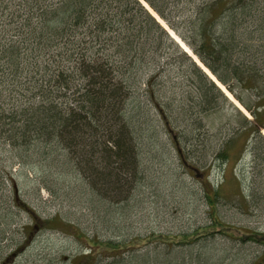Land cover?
Here are the masks:
<instances>
[{"label": "trees", "instance_id": "16d2710c", "mask_svg": "<svg viewBox=\"0 0 264 264\" xmlns=\"http://www.w3.org/2000/svg\"><path fill=\"white\" fill-rule=\"evenodd\" d=\"M143 1L186 42L251 115L250 120L235 110L234 104L181 51L139 0H0V145L10 153L9 158L12 154L13 163L28 167L34 175L37 164L53 154L71 155L87 184L98 191L97 196H102L99 198L104 201L105 214L114 199L124 207L131 198L129 193L133 194L132 187L143 183L136 140L139 131L132 126L134 110L145 115L154 108L160 127L171 135L173 150L181 153L179 136L172 128L178 118L177 105L170 110L167 97H161L168 79L154 72L166 70L176 62L193 68L198 81L189 76V83L199 89L204 101L194 104L191 98V103L200 112L214 107L221 97L248 125L240 127L212 152L217 166L226 164L233 150L232 154L236 151L241 158L253 135V160L264 167V135L260 133L264 129V0ZM185 8L187 11L183 12ZM180 17L190 37L178 31ZM172 47L178 55L160 68L161 51ZM157 122L153 120V125ZM179 162L192 177L193 171L205 174L196 181L209 205L210 225L218 223L216 210L222 197L208 180V173L196 170L185 157ZM107 163L111 167L108 173L104 169ZM18 193L11 169L0 167V209L10 212L13 205L16 210L32 214L27 204L17 198ZM251 197L258 196L253 192ZM57 218L58 222L54 220ZM51 221L69 225L57 216L45 223ZM109 223L117 227L114 221ZM70 227L71 232L77 230ZM210 228L201 226L190 233H169L166 237L160 234V242L168 253L162 251L167 257L159 258V254L154 264H179V259L189 264H209L206 261L212 255L203 254L201 263V258L192 253L196 241L214 238ZM231 228L236 234L223 231L226 239L240 246L256 243L261 247L259 254L245 264H264V232ZM0 229L2 241L7 226L0 222ZM77 231L75 237L81 238L83 246L90 250L83 257L85 264H95L98 256L127 260L124 253L148 244L149 238L117 233L115 240L97 239ZM137 238L141 241L135 242ZM206 247L207 244L202 245L201 251H207ZM174 251L178 254L171 257L170 252ZM239 252L240 249L235 252L237 260H245L246 254Z\"/></svg>", "mask_w": 264, "mask_h": 264}, {"label": "rangeland", "instance_id": "374dc122", "mask_svg": "<svg viewBox=\"0 0 264 264\" xmlns=\"http://www.w3.org/2000/svg\"><path fill=\"white\" fill-rule=\"evenodd\" d=\"M184 11H187L186 8ZM181 18L178 31L190 37V32L183 27ZM165 25L167 26L166 23ZM184 43L192 52L186 42ZM177 45L182 52L185 50V47ZM175 55L178 53L174 47L162 50L159 55L160 68L168 65L166 63ZM154 72H158V77L168 79L163 84L161 97H167L171 111L172 106L178 107V118L172 128L173 133L179 136L177 139L181 153L176 154L173 150L169 139L171 135H168L167 129L160 127L154 108L145 115L134 110L133 116L131 115L134 119L132 126L139 131L136 140L144 184L139 182L132 187L130 192L133 194L129 193L131 198L124 207L119 206L120 203L114 199L110 202L111 213L105 214L104 201L99 198L101 195L97 196L98 191L92 190L87 184V178L74 165L75 158L71 155L64 156L60 152L53 154V157L37 164V175H34L28 167L13 163L12 154L9 158L10 153L4 151L0 145V167L11 169L19 189L17 198L27 204L40 225L37 226L30 211L16 210L13 205L10 212L6 208L0 209V222L7 226L4 238L0 241V264H85L83 257L90 254V250L83 246L81 238L78 240L75 237L77 230L97 239L115 240L117 233L128 234L129 237H149L148 244L124 253L127 260L98 256L95 264H154V258L159 254V258L167 257L162 253L168 252L167 247L160 242L161 238L169 233H190L201 226H211L214 238L206 241L202 238L194 243L196 246L193 247L192 255L199 256L200 261L203 254H210L211 259L206 261L209 264H245L246 260L259 254L261 247L258 244L240 246L226 239L223 233L227 231L236 234L235 229L231 228L233 226L264 232V167H259L260 164L257 166L253 160V135L241 158L236 151L232 154L233 150L229 161L218 167L212 157V152L222 147L231 134L238 132L240 127H248L243 116L237 114L241 111L235 107L236 112L229 102L219 97L213 104L214 107L200 112L199 107L194 104L199 100L204 101V97L201 98L199 89L189 83V76L196 80L197 78L188 63L176 62L168 65L166 70ZM191 98L194 104L191 103ZM248 117L251 118L250 114ZM152 119L158 122L153 125ZM145 122L148 124L145 125ZM260 131L262 135L263 131ZM182 157L194 165L196 170L208 173V180L220 192L222 198L219 199L216 210L218 223L210 225L209 205L203 198L199 182L196 181L205 174L193 171L194 176L189 175L186 167L179 162ZM104 169L108 173L111 170L110 164L107 163ZM94 174L92 176L95 178ZM7 181L4 182L8 184ZM253 192L258 196L255 199L251 197ZM54 216L77 230L72 229L71 232L69 225L61 226L53 221L45 223V220ZM108 218L117 227L110 225L106 220ZM54 220L58 222V218ZM137 240L140 239H135V242ZM204 244L208 247L207 251L202 252L200 248ZM238 249L241 250L239 254H246L245 260H237L238 255L235 252ZM170 253L171 257L175 256L174 253L178 254L176 251ZM129 254L142 256L135 258ZM185 257L187 261L188 255ZM182 261L179 259V264H189Z\"/></svg>", "mask_w": 264, "mask_h": 264}, {"label": "bare ground", "instance_id": "6f19581e", "mask_svg": "<svg viewBox=\"0 0 264 264\" xmlns=\"http://www.w3.org/2000/svg\"><path fill=\"white\" fill-rule=\"evenodd\" d=\"M139 1H141V3H142V5L144 6V8H145L148 12H150V14L154 17V19H155L157 22H159V24H161V26L165 29V31L168 32V35H169V33L171 34V35H169V37H170L172 40H174V42H176V44H179V46H180L181 48L185 47V45H184L185 43H184V42L178 37V35H177L175 32H173L172 29H170L168 26L165 25V23H164L165 21L163 22L162 19L158 17V15L156 14V12L153 11V10L151 9V7L148 6V4H147L145 1H143V0H139ZM167 28H168V29H167ZM172 32H173L174 34H173ZM189 49H190V48H189ZM184 51L188 52V53H186V54L191 58V60H192L193 62L197 63L198 66L200 67V69L202 70V72H203V73H206L207 76L209 77V79H210L213 83H215L216 86L219 87V89L221 90V92H222L223 94H225V96L227 97V99H228L232 104H234V106H236L237 108H239V109L242 111V113H244L245 115L249 116V114L246 112V110L243 108V106H242L241 104H239V103L234 99V97L232 96V94H230V92H229L228 90H225L226 88H224V85H223L222 83H220V82L217 80V78L214 77V75H213L212 73H210V71L207 69V67H205V66H204V65L198 60L197 56H196L195 54H192V52H190L186 47H185V50H184ZM194 55H195V56H194ZM261 130L263 131V132H262V135H264V130H263V129H261ZM260 133H261V131H260Z\"/></svg>", "mask_w": 264, "mask_h": 264}, {"label": "water", "instance_id": "95a60500", "mask_svg": "<svg viewBox=\"0 0 264 264\" xmlns=\"http://www.w3.org/2000/svg\"><path fill=\"white\" fill-rule=\"evenodd\" d=\"M169 35H171V34L169 33Z\"/></svg>", "mask_w": 264, "mask_h": 264}]
</instances>
